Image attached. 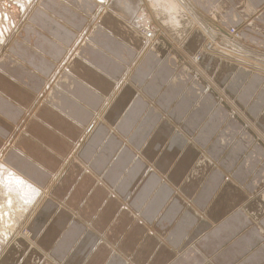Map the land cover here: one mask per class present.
Listing matches in <instances>:
<instances>
[{"label": "crops", "instance_id": "obj_1", "mask_svg": "<svg viewBox=\"0 0 264 264\" xmlns=\"http://www.w3.org/2000/svg\"><path fill=\"white\" fill-rule=\"evenodd\" d=\"M144 1L147 44L138 0H36L0 53V164L38 194L0 264H264V72L220 51L264 48V0Z\"/></svg>", "mask_w": 264, "mask_h": 264}, {"label": "rangeland", "instance_id": "obj_2", "mask_svg": "<svg viewBox=\"0 0 264 264\" xmlns=\"http://www.w3.org/2000/svg\"><path fill=\"white\" fill-rule=\"evenodd\" d=\"M23 1H24V3H23ZM34 1V2H33ZM35 1L36 0H0V53H2V51H3V49L10 43V42H12V40L15 38V34H16V32H18V29H19V27L23 24V22L24 21H26V18L30 15V13L34 10V8L37 6V4H38V2L34 5V7H32L33 5L32 4H34L35 3ZM110 3L109 4H112L113 2H114V0H108ZM137 1V0H136ZM139 2H140V5L138 6V8L136 9V10H138V11H140L139 13L140 14H138V17H139V15L141 16V15H143V14H141L142 12L141 11H144V12H149L148 11V6H146V3H145V1L144 0H138ZM32 7V9H30ZM30 9V10H29ZM143 9V10H142ZM151 10V9H150ZM151 12L155 15V13H156V15H158V17H156V18H158L159 20H156V19H154V22H156V21H158V23H159V21L161 22V20L163 19V18H160L161 17V13L159 14V13H157V12H153L152 10H151ZM102 12H97V13H95V15H94V18H98V16L101 14ZM151 13V14H152ZM137 16L136 17H134L135 19L136 18H138ZM145 17V16H144ZM162 17H164V16H162ZM93 18V19H94ZM146 18H149V22H150V25H149V22H148V25L149 26H152L151 25V20H153L152 18H150V17H146ZM165 18V17H164ZM133 22V21H132ZM136 24V23H135ZM156 24H157V22H156ZM144 27H146L147 26V24H144L143 25ZM143 30H145V31H147V29H143ZM149 30H151L152 31V29H149ZM231 30H233L235 33H234V35H236V37H234V38H232V39H234L233 41H235L236 39H238L239 38V40H237L236 41V45L233 43V45H234V49L235 50H232L233 51V53H234V56H230V57H232L233 59H235L236 57H235V55H237L238 57H240V58H249L250 59V61L253 63L254 61H260L261 63H259V62H256V63H258V64H260V65H257V66H255L254 65V67L257 69V68H260V69H262V70H264L263 68H264V66H263V64H264V48L263 49H260V48H258L259 47V45H260V43L259 42H256V43H254V42H247V41H245V40H243V38L241 37V35H240V37H239V34H238V32L235 30V29H233V28H229V30H228V33L230 34V33H233ZM153 32V31H152ZM149 34H151V33H149ZM147 35V34H146ZM145 35V36H146ZM153 36H154V34H153ZM209 42V40L207 41V43ZM220 46H223L222 44L220 45ZM226 47V46H225ZM216 48H218V47H216ZM241 50V51H246V52H248V51H250V53L251 54H253V56H255L256 58H253V57H251V56H247L246 54H244V53H242V52H239V51H237V50ZM219 50V49H218ZM220 51L221 52H223V48H221L220 47ZM225 53V52H224ZM218 54V53H217ZM1 55V54H0ZM250 55V54H249ZM243 62H250L249 60H247V61H244V60H242ZM251 63V65H253ZM263 63V64H262ZM250 67V66H249ZM252 70H255V69H253L252 67H250ZM257 71V70H256ZM263 73V72H262ZM261 74V73H260ZM262 76H264V74H261ZM49 80V79H48ZM50 81L51 80H49L48 81V83L44 86V95H43V92H42V94L41 95H39L38 96V102H40V101H42V100H44V98H45V96L47 95V93L49 92V86H50ZM91 126V125H90ZM0 166H1V164H0ZM1 170H3V171H1ZM7 171L4 169V168H2V167H0V177H1V179H0V189L2 190V187L1 186H4V185H8L9 183V185H12L13 183V181L12 180H10V182L8 181L9 179H10V174L7 172ZM4 173V174H3ZM7 175H6V174ZM3 174V175H2ZM7 176V177H6ZM4 179V180H3ZM7 179V180H6ZM3 182H2V181ZM6 180V181H5ZM12 181V182H11ZM2 184V185H1ZM13 185H16V183L15 184H13ZM18 185V186H17ZM17 185H16V187H19L20 189H23V190H25V187L23 188L22 187V185H20L19 183H17ZM0 190V191H1ZM3 193L2 192H0V200L2 199V197H4V196H1ZM4 195V194H3ZM29 198L30 199H33L34 198V195H33V193H31V192H29ZM21 203V202H20ZM24 204V203H23ZM34 204H33V200H28L27 202H25V206L23 205V208L24 209H26V210H23V211H25V214H24V216L23 217H21L20 218V216H19V214H17V216L15 217V220H16V222L18 221V220H21L20 221V224H19V226H23V224H25V222L27 221V219L29 218V216H30V214H31V212L33 211V209H34ZM20 212V211H19ZM18 212V213H19ZM23 229V228H22ZM5 243L6 242H3V241H0V252L2 251V249L4 248V245H5ZM4 244V245H3Z\"/></svg>", "mask_w": 264, "mask_h": 264}, {"label": "bare ground", "instance_id": "obj_3", "mask_svg": "<svg viewBox=\"0 0 264 264\" xmlns=\"http://www.w3.org/2000/svg\"><path fill=\"white\" fill-rule=\"evenodd\" d=\"M28 1V0H27ZM97 1V4H98V7H97V11L96 13L98 12H106L108 10V4H109V1L108 0H96ZM152 1V6H155V4L157 5V0H151ZM34 2V1H33ZM120 2V1H119ZM169 2V1H168ZM174 2V1H173ZM172 2V3H173ZM24 3V1H23ZM118 4V3H116ZM33 5V4H32ZM120 6V5H119ZM177 7V6H176ZM174 8V7H173ZM125 9V8H124ZM140 14V13H139ZM179 14V13H178ZM128 15V14H127ZM144 16V15H143ZM138 17V16H137ZM177 17V16H176ZM174 18V17H173ZM176 19V18H175ZM148 22H149V18H145V17H138L136 19H134L133 21V24H134V27L136 28L137 32L143 37L144 39V42L146 43H149L152 39V36H153V32L149 29L150 28V22H149V25H148ZM177 22V21H176ZM136 23V24H135ZM144 24H147L146 27H144L143 25ZM170 24V23H169ZM171 25V24H170ZM175 27V26H174ZM147 29V31L143 30V29ZM233 33H230L229 35L231 36V38H234L236 37V35H234V31L231 30ZM148 33H151L150 34V38H147L145 35L148 34ZM153 42V41H152ZM81 43V42H80ZM146 43V44H147ZM151 46V45H150ZM149 46V47H150ZM147 47V46H146ZM219 47V46H217ZM148 49V48H147ZM223 52H225L226 54H228L229 56H234V53L232 50H227V49H223ZM235 59L236 62L239 61L240 63H243L245 65H248L250 67H252L253 69H255L254 65L257 66V65H260L256 62H259L261 63L260 61H254L253 63L250 61L249 58H240L238 57L237 55H235ZM242 60L244 61H247L249 60L250 62H243ZM251 63L253 65H251ZM263 64V63H262ZM264 66V64H263ZM258 70L264 72V70L260 69V68H257ZM264 69V68H263ZM92 129V125L89 126L87 129H86V134L89 133ZM0 167L2 168H5L3 165H1ZM7 168V167H6ZM6 170H9V169H6ZM3 171V170H1ZM8 172V171H7ZM6 172V173H7ZM12 172V171H11ZM5 173V174H6ZM10 174V171L8 172ZM4 174V173H3ZM2 174V175H3ZM13 173H11L9 176H10V179L8 180L10 182V180H12L11 182L13 184L16 183H19L20 185H22V187L24 188L25 187V190L23 189H20L19 187H16V185H4V186H1L2 187V190L0 192H2L3 194L1 196H4L2 197V199L0 200V241H3V242H6L4 247L7 246V244L9 243V241L11 239H13L14 237H18V235H21L23 234L22 231H23V227H24V224L23 226H19L20 224V221L21 220H18L16 222L15 220V217L17 216V214H19L20 218L24 216L25 214V211L23 210H26L23 208V205L25 206V202H27L28 200H33V204L35 206V204L37 203L36 200H37V197H38V194L37 192L32 189L31 187H29L25 182L24 180H19L18 178H16L17 175H15V177L12 175ZM7 175V174H6ZM7 177V176H6ZM19 177V176H18ZM1 179V177H0ZM4 180V179H3ZM7 180V179H6ZM5 180V181H6ZM2 181V180H1ZM3 182V181H2ZM2 185V184H1ZM18 186V185H17ZM31 186V185H30ZM29 192L33 193L34 195V198L33 199H30L29 198ZM21 202V203H20ZM24 203V204H23ZM33 206V207H34ZM20 211V212H19ZM19 212V213H18ZM16 215V216H15ZM28 220V219H27ZM26 223V222H25ZM34 260V259H33Z\"/></svg>", "mask_w": 264, "mask_h": 264}, {"label": "built area", "instance_id": "obj_4", "mask_svg": "<svg viewBox=\"0 0 264 264\" xmlns=\"http://www.w3.org/2000/svg\"><path fill=\"white\" fill-rule=\"evenodd\" d=\"M146 37H147V38H150V34L148 33V34L146 35Z\"/></svg>", "mask_w": 264, "mask_h": 264}]
</instances>
